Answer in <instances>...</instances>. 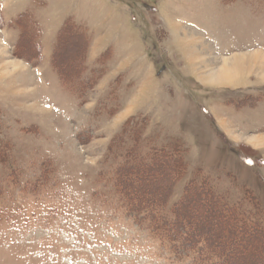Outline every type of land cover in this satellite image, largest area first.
Segmentation results:
<instances>
[{"label": "rangeland", "instance_id": "374dc122", "mask_svg": "<svg viewBox=\"0 0 264 264\" xmlns=\"http://www.w3.org/2000/svg\"><path fill=\"white\" fill-rule=\"evenodd\" d=\"M160 150L179 181L160 160L122 182L171 208L196 180L264 224V0H0V264H195L117 188ZM200 194L179 215L264 264Z\"/></svg>", "mask_w": 264, "mask_h": 264}, {"label": "trees", "instance_id": "16d2710c", "mask_svg": "<svg viewBox=\"0 0 264 264\" xmlns=\"http://www.w3.org/2000/svg\"><path fill=\"white\" fill-rule=\"evenodd\" d=\"M65 30L67 31V25ZM160 160L175 163V181H179L185 174L186 165L179 155H172L169 152L160 150L152 153L148 162L140 160L122 165V169H120L117 175V188L128 197L126 205L131 209L133 214L140 216V221L147 224V227L155 235L167 241L173 252H177V254L178 252H185L188 255H192L195 264H230L229 260L226 259L224 250H226V253L229 250L231 252L237 250L228 241L225 243L213 235H203V231L195 230V224H200L201 222L189 219L186 210L183 211L184 214L179 215L177 208L188 196L189 189L198 190L199 193H202L200 194L201 196L207 197L210 201V210L206 212V218L203 224L211 220L230 222L234 229V233L232 234L235 235L236 231V234L241 238L240 241L244 242L245 239H256L259 235L264 234L263 223L258 220H250L248 216L241 212L238 206L226 202L224 198L216 194L214 189L205 183H197L196 180L192 181L186 189L182 200L175 206L169 208L168 200L162 198V193L154 195V192L150 190L134 192L132 191L133 189L130 183L122 182V179L130 180L131 182L133 177H142L149 173L148 168L158 165ZM157 196H160V199H157ZM198 199L199 195L195 196L194 200H190L189 202L195 203Z\"/></svg>", "mask_w": 264, "mask_h": 264}, {"label": "bare ground", "instance_id": "6f19581e", "mask_svg": "<svg viewBox=\"0 0 264 264\" xmlns=\"http://www.w3.org/2000/svg\"><path fill=\"white\" fill-rule=\"evenodd\" d=\"M244 57V56H243ZM241 59L242 58H237V59H235L234 60V64L232 65V66H230V65H227L226 66V68H224L222 71H221V73H220V76L222 75V78H221V80L220 81H222V79H224L225 80V82H231V80H233V73L234 72H236V74L238 75V73H240V70H241V67H240V64H241ZM241 74V73H240ZM225 75H230L231 77H227V78H225L224 76ZM235 78V77H234ZM223 82V81H222Z\"/></svg>", "mask_w": 264, "mask_h": 264}]
</instances>
